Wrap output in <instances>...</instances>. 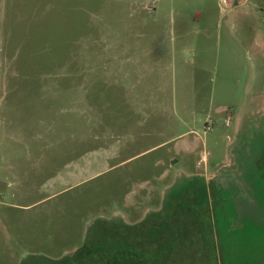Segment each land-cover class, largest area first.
Returning <instances> with one entry per match:
<instances>
[{"label":"rangeland","instance_id":"1","mask_svg":"<svg viewBox=\"0 0 264 264\" xmlns=\"http://www.w3.org/2000/svg\"><path fill=\"white\" fill-rule=\"evenodd\" d=\"M103 229L264 264V0H0V264Z\"/></svg>","mask_w":264,"mask_h":264},{"label":"trees","instance_id":"2","mask_svg":"<svg viewBox=\"0 0 264 264\" xmlns=\"http://www.w3.org/2000/svg\"><path fill=\"white\" fill-rule=\"evenodd\" d=\"M199 196L200 195L196 193V200ZM185 204L186 203L183 202L181 206ZM189 209L193 210V207L189 206ZM97 234H99L98 241L86 242L83 248L73 254L71 258L68 260L67 258L62 259V261L65 260V262H63L66 264H104L105 262H110L112 264H163L165 255L168 254L174 246V238L176 236L172 231H167L165 233V244L163 243L161 245L162 247H160V250L155 256L147 258L141 252L142 249L140 247L143 243L141 241H130L126 239L125 235L114 237L109 234L108 230L104 229ZM150 235L153 241L157 242L160 240V231L155 228H152Z\"/></svg>","mask_w":264,"mask_h":264},{"label":"crops","instance_id":"3","mask_svg":"<svg viewBox=\"0 0 264 264\" xmlns=\"http://www.w3.org/2000/svg\"><path fill=\"white\" fill-rule=\"evenodd\" d=\"M227 13L246 8L251 0H224Z\"/></svg>","mask_w":264,"mask_h":264},{"label":"flooded vegetation","instance_id":"4","mask_svg":"<svg viewBox=\"0 0 264 264\" xmlns=\"http://www.w3.org/2000/svg\"><path fill=\"white\" fill-rule=\"evenodd\" d=\"M200 235H202V234H200Z\"/></svg>","mask_w":264,"mask_h":264}]
</instances>
